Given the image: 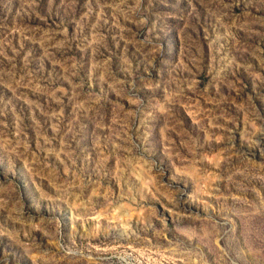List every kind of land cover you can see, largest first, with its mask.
Returning a JSON list of instances; mask_svg holds the SVG:
<instances>
[{"label":"rangeland","instance_id":"1","mask_svg":"<svg viewBox=\"0 0 264 264\" xmlns=\"http://www.w3.org/2000/svg\"><path fill=\"white\" fill-rule=\"evenodd\" d=\"M0 264H264V0H0Z\"/></svg>","mask_w":264,"mask_h":264}]
</instances>
